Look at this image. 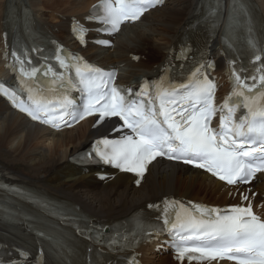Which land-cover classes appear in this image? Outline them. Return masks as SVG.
<instances>
[{
    "label": "bare ground",
    "instance_id": "bare-ground-1",
    "mask_svg": "<svg viewBox=\"0 0 264 264\" xmlns=\"http://www.w3.org/2000/svg\"><path fill=\"white\" fill-rule=\"evenodd\" d=\"M24 1L39 12L40 6L37 7L36 1ZM93 1H72L70 4L75 5L70 12L72 17L84 18ZM257 1L264 9V0ZM3 2L4 0H0V28ZM19 5L22 6L23 3L19 2ZM195 7L196 0H168V5L152 10L136 23L124 25L114 39V47L105 49L89 44L88 50L83 51L89 58L98 60L107 68L119 67L121 82H132L133 79L149 75L157 68L175 35L193 16ZM72 17L47 28V32L52 36L71 40L66 22L70 25ZM40 20L46 24L49 22L45 17ZM40 24L45 27L41 21ZM2 48L0 33V63ZM136 54H141L138 63L132 60ZM106 126L112 129L115 127L114 121L107 122L104 129ZM90 128L91 123H84L61 133L50 132L12 110L0 97V170L14 180L43 186L68 197L100 219H115L129 214L136 208L167 195L211 203L222 201L221 204H228L232 203L233 197H237L241 190L251 194V191L243 186L239 187L241 190L236 191L201 170L173 162L157 161L152 164L139 188L133 185V177L130 175L117 173L104 178L97 168H79L70 161V156L89 139L102 133L101 129ZM252 185V190H259L258 199H263L264 173ZM211 198L215 201L212 202ZM148 249L150 251V247ZM159 264L180 262L169 256L161 259Z\"/></svg>",
    "mask_w": 264,
    "mask_h": 264
},
{
    "label": "rangeland",
    "instance_id": "rangeland-1",
    "mask_svg": "<svg viewBox=\"0 0 264 264\" xmlns=\"http://www.w3.org/2000/svg\"><path fill=\"white\" fill-rule=\"evenodd\" d=\"M34 1L38 3L37 7L40 6L39 12L41 14H46L45 18H47L50 22L55 23V24L60 23L59 19H64L66 16L70 15L72 7L75 6L73 4H70L74 0H39V1L34 0ZM45 147H48V146H45ZM263 198H264V195H263ZM211 199H212L211 201H215L213 200L214 198H211ZM147 256H148L147 257L148 264H159L162 259V257H158L151 252H148Z\"/></svg>",
    "mask_w": 264,
    "mask_h": 264
}]
</instances>
